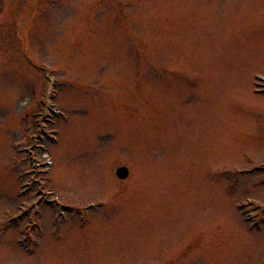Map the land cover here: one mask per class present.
Here are the masks:
<instances>
[{
  "label": "rangeland",
  "instance_id": "obj_1",
  "mask_svg": "<svg viewBox=\"0 0 264 264\" xmlns=\"http://www.w3.org/2000/svg\"><path fill=\"white\" fill-rule=\"evenodd\" d=\"M263 261L264 0H0V264Z\"/></svg>",
  "mask_w": 264,
  "mask_h": 264
},
{
  "label": "water",
  "instance_id": "obj_2",
  "mask_svg": "<svg viewBox=\"0 0 264 264\" xmlns=\"http://www.w3.org/2000/svg\"><path fill=\"white\" fill-rule=\"evenodd\" d=\"M116 176L121 180L126 179L128 176V170L125 167H121L117 169Z\"/></svg>",
  "mask_w": 264,
  "mask_h": 264
},
{
  "label": "flooded vegetation",
  "instance_id": "obj_3",
  "mask_svg": "<svg viewBox=\"0 0 264 264\" xmlns=\"http://www.w3.org/2000/svg\"><path fill=\"white\" fill-rule=\"evenodd\" d=\"M259 264H264V261L263 262H260Z\"/></svg>",
  "mask_w": 264,
  "mask_h": 264
}]
</instances>
